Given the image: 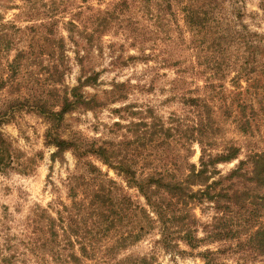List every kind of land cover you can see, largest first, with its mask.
<instances>
[{
	"label": "trees",
	"instance_id": "trees-1",
	"mask_svg": "<svg viewBox=\"0 0 264 264\" xmlns=\"http://www.w3.org/2000/svg\"><path fill=\"white\" fill-rule=\"evenodd\" d=\"M231 1L115 0L107 8L97 9L90 16L80 12L77 20L70 19L63 23L68 39L76 45V37L81 43L79 50L75 51L77 64L81 67L77 84L59 89L58 85H61L68 67L65 65L59 69V66H54L47 75L50 84L43 95L26 88L25 82V75H29L26 72L34 71L28 70L29 66L34 65L36 56L42 58V53H34V47L30 44L26 50L13 48V33L22 31V28L14 24L5 27L0 19V52L8 53L14 49L11 59L0 66V172L17 158L2 128L7 124H17L18 116L24 110L25 113L39 116L46 124L43 142L54 148L51 158L61 155L66 149H70L77 160L93 156L100 164L114 169L124 182L121 186L109 179L93 162H77L82 172L71 174L64 181L69 204L58 202L55 206L33 208L16 234L9 233L5 222L0 224V264H151L147 257L117 255L140 237L155 230L158 231L155 243L163 251L172 254L184 253L179 249L178 242L193 250L205 240L219 236L218 231H215L197 238V219L191 207L203 200L216 203L220 197L225 198L229 186H222L221 183L242 176L240 173L247 162L252 165L250 174L254 177L260 175L257 178L259 183L264 178V149L248 151L245 159L240 160L236 168L225 176L219 174L216 168L218 163L236 160L239 154V147L232 144L213 151L219 129L215 123L216 116L230 118L235 130L242 134H250L254 121L264 119V31H251L243 25L241 19L244 15L239 10L228 13L224 4ZM258 7L264 16V0H258ZM134 8H138L147 20L139 32H136V23L126 19L125 13ZM176 11L183 17V25L190 37L188 44L195 53L196 64L210 69L208 79L216 81L207 80L203 88L209 89L206 92L208 95L200 96L198 87H180L182 81L177 76L173 81L174 90L179 95L180 104L189 108L193 117L184 122L176 121L173 128L163 127L155 119L132 123L130 126L141 127L142 138L160 133L162 129L164 132L172 129L183 153L179 155L181 163L176 162L174 168L166 163L160 168H150L145 173L142 166L141 173L137 175L139 167L134 162L114 161V153L107 154L100 146L93 148L91 144L79 145L73 140L62 138L60 128L65 113L76 109H92L98 105L94 97H85L81 90L95 85L97 80L98 74L91 70L86 75L87 70L83 65L92 49L98 46L100 36L112 24L119 26L121 22H132L129 31L137 34L131 46L136 44L141 52L142 42L148 41L155 33L151 28L169 24L170 18L171 21L176 18ZM20 13L18 15L25 18L35 15L26 11ZM44 29L43 34L50 37L54 45L49 53L53 55L58 52L62 61V37L56 40L51 37L53 30L50 27ZM79 51L82 52L80 56ZM141 54L144 59L151 57L143 52ZM168 60L162 57L160 61L166 63ZM186 71L188 69L178 68L175 73ZM227 72L233 73L229 80L233 91L223 93L224 88L219 81ZM117 86H123V83L112 84L113 89L105 93L110 100L125 96L124 92L117 91ZM210 92L219 95L218 106L208 98ZM226 97L228 100L224 99ZM192 143L199 149L198 165L187 160L190 154L187 144ZM215 174L216 179H212ZM195 186L198 188L193 191ZM123 187L134 190L142 199V204L135 202ZM208 255L211 252L206 250L199 254L204 264H214Z\"/></svg>",
	"mask_w": 264,
	"mask_h": 264
},
{
	"label": "rangeland",
	"instance_id": "rangeland-1",
	"mask_svg": "<svg viewBox=\"0 0 264 264\" xmlns=\"http://www.w3.org/2000/svg\"><path fill=\"white\" fill-rule=\"evenodd\" d=\"M113 1L115 0H0L2 24L5 27L14 24L15 27L22 28V31L13 33L12 47L26 50L30 44L34 47V53H42V58L36 56L34 65L29 66L28 70H34L33 73L26 72L29 74L25 75L26 88H31L37 95H43L50 84L47 75L54 66H59V69L68 67L61 85H58L59 89L62 86H76L81 67L77 64L75 51L79 50L81 43L75 36L76 45L68 39L63 23L70 19L77 20V14L80 12L90 16L97 9L107 8ZM233 2L224 4L228 13L239 10L244 15L241 19L243 25L251 31H264V16L258 7V0ZM21 11L35 15L25 18L18 15ZM177 11L176 18L172 21L170 18L169 24H159L156 28H151L155 33L148 41L142 42L141 52L136 44L131 46L137 33L129 31L132 22L136 23V32L147 22L138 8L125 13L126 19L132 22H121L119 26L112 24L110 29L100 36L98 46L92 49L83 65L87 70L86 75L91 70L98 74L97 80L95 85L86 86L81 90L85 97H94L98 105L92 109H76L65 113L60 128L62 138L73 140L79 145L91 144L93 148L100 146L107 154L114 153V161L134 162L139 167L137 175L141 173L142 166L145 173L150 168H160L166 163L171 167L176 162L181 163L179 155L183 153L172 129L168 132L162 129L160 133L142 138V128L130 126L132 123L155 119L163 127L173 128L176 121L184 122L193 117L190 109L180 104L179 95L174 90L173 81L177 76H180L183 82H180V87H198L200 96L208 95L206 92L209 89L203 88L207 80L216 81L213 78L208 79L210 69L196 64L195 53L188 44L190 37L183 25V17ZM46 27L53 30L51 37L56 40L60 37L63 39L62 61L58 52L53 55L49 53L54 45L50 37L43 34ZM13 48L8 53L0 52V66L11 59ZM142 52L151 57L144 59ZM81 54L79 51L78 56ZM162 57L169 59V62H161ZM178 68L188 71L176 74ZM232 76V72H227L219 81L224 88L223 93L233 91L229 83ZM114 83H123V86L116 87L117 91L124 92L123 98L110 100V97L106 96L105 93L113 89ZM240 85L244 86L243 83ZM218 96L210 92L208 98L218 106ZM224 99L228 100L227 97ZM18 117L17 124H7L2 128L4 136L10 141L11 148L17 155L16 160L9 162V167L0 172V224L5 222L10 234L20 231V224L33 208L55 206L58 202L69 204L64 181L67 176L82 172L83 169L77 162H93L109 179L124 185L114 169L100 164L93 156L88 155L77 160L74 153L66 149L61 155L51 158L54 148L44 145L43 133L46 124L43 119L25 113L24 110ZM230 120L224 119L223 115H217L215 120L219 129L215 135L216 147L213 151L231 144L239 147L236 160L216 165L219 174L223 176L235 169L239 161L245 159L248 151L258 152L264 149V119L254 121L255 125L250 134L235 130ZM187 148H190L187 160L198 165V146L192 143L187 144ZM250 170L252 165L247 162L240 173L242 176L221 183L222 186H229L225 198L220 197L216 203L203 200L202 203L191 207L197 219V238H203L215 231H218L219 236L205 240L193 250L178 242L179 249L184 253L172 254L163 251L155 243L158 239V231L155 230L122 249L117 257H147L151 264H204L199 254L206 250L211 252L208 258L214 264H264V178L261 179L262 183H259L257 178L260 175L254 177ZM216 177L217 174L212 179ZM197 188L195 186L192 190ZM123 190L139 205L142 204V199L134 190L124 187ZM5 215L8 218L5 219Z\"/></svg>",
	"mask_w": 264,
	"mask_h": 264
}]
</instances>
